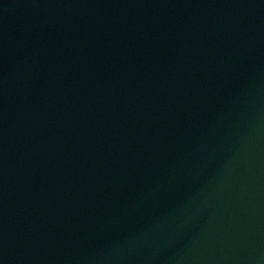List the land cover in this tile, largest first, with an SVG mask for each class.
Instances as JSON below:
<instances>
[{"label":"water","instance_id":"95a60500","mask_svg":"<svg viewBox=\"0 0 264 264\" xmlns=\"http://www.w3.org/2000/svg\"><path fill=\"white\" fill-rule=\"evenodd\" d=\"M0 264H264V0H0Z\"/></svg>","mask_w":264,"mask_h":264}]
</instances>
